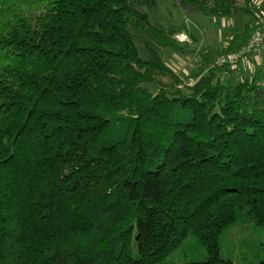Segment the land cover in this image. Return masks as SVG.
Masks as SVG:
<instances>
[{
    "label": "trees",
    "instance_id": "obj_1",
    "mask_svg": "<svg viewBox=\"0 0 264 264\" xmlns=\"http://www.w3.org/2000/svg\"><path fill=\"white\" fill-rule=\"evenodd\" d=\"M172 1L241 23L225 53L264 13ZM159 3L0 0V264H234L222 234L264 229V67L190 83L143 58L133 28L173 48L186 29L153 25ZM190 236L206 257L168 260Z\"/></svg>",
    "mask_w": 264,
    "mask_h": 264
},
{
    "label": "rangeland",
    "instance_id": "obj_2",
    "mask_svg": "<svg viewBox=\"0 0 264 264\" xmlns=\"http://www.w3.org/2000/svg\"><path fill=\"white\" fill-rule=\"evenodd\" d=\"M256 1L262 2V0ZM142 9L149 14L153 25L165 30L171 26L186 27L176 32L175 48L163 44L160 38L152 33L134 28L132 31L143 58H149L148 49H153L184 82L190 83L193 82L191 76L193 72L206 63L216 64L220 56L229 53L222 52V49L227 46L237 33L238 26L241 25L234 18L211 19L193 8L184 7L172 0H160L156 8ZM247 61L249 62L241 61L236 66L239 75L254 73L264 67L263 47ZM220 240L222 254L231 257L234 264H257L262 256L261 251L257 253L258 248L264 247V229L251 222H237L222 234ZM205 257L204 247L190 236L182 247L169 256L168 260L180 263L186 260H203Z\"/></svg>",
    "mask_w": 264,
    "mask_h": 264
},
{
    "label": "built area",
    "instance_id": "obj_3",
    "mask_svg": "<svg viewBox=\"0 0 264 264\" xmlns=\"http://www.w3.org/2000/svg\"><path fill=\"white\" fill-rule=\"evenodd\" d=\"M259 26L253 32L250 39L240 49L225 54L217 60L218 65L228 64L236 67L239 62L247 61L252 55L257 54L264 47V13L258 16Z\"/></svg>",
    "mask_w": 264,
    "mask_h": 264
},
{
    "label": "crops",
    "instance_id": "obj_4",
    "mask_svg": "<svg viewBox=\"0 0 264 264\" xmlns=\"http://www.w3.org/2000/svg\"><path fill=\"white\" fill-rule=\"evenodd\" d=\"M263 49H264V47H263Z\"/></svg>",
    "mask_w": 264,
    "mask_h": 264
}]
</instances>
